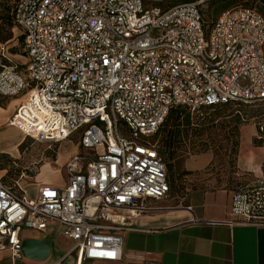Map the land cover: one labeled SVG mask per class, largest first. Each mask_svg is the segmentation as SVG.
I'll return each instance as SVG.
<instances>
[{
  "label": "built area",
  "instance_id": "built-area-1",
  "mask_svg": "<svg viewBox=\"0 0 264 264\" xmlns=\"http://www.w3.org/2000/svg\"><path fill=\"white\" fill-rule=\"evenodd\" d=\"M209 1L16 0L24 62L0 41V96L21 99L9 125L38 143L78 136L81 149L66 184L32 198L0 176V251L20 259L22 231L54 225L74 242L54 264L121 262L122 232L170 193L153 142L170 111L264 102V17L239 7L206 27ZM231 212L230 225L264 227V175Z\"/></svg>",
  "mask_w": 264,
  "mask_h": 264
},
{
  "label": "crops",
  "instance_id": "crops-1",
  "mask_svg": "<svg viewBox=\"0 0 264 264\" xmlns=\"http://www.w3.org/2000/svg\"><path fill=\"white\" fill-rule=\"evenodd\" d=\"M4 99L5 104L1 102ZM20 105L19 98L0 96V130L9 125ZM257 136L254 132L242 134V150H245L238 160L241 174L264 175L261 165H256L261 152L247 153ZM50 169L44 170L42 176L44 182L53 185L48 175ZM65 184L66 180L61 186ZM42 186H36L35 195L21 187L32 198ZM235 190L196 189L149 201L152 210L131 220L133 230L122 232L123 260L111 264H264V227L229 224L234 219L231 207ZM55 228L58 227L51 225L45 232L24 229L22 243L34 242L29 255L22 252V258L16 259L9 251H0V264H54L74 247V242L61 233L62 248L55 249L51 239ZM40 244L47 246L48 252ZM69 262L74 264L75 260Z\"/></svg>",
  "mask_w": 264,
  "mask_h": 264
},
{
  "label": "rangeland",
  "instance_id": "rangeland-1",
  "mask_svg": "<svg viewBox=\"0 0 264 264\" xmlns=\"http://www.w3.org/2000/svg\"><path fill=\"white\" fill-rule=\"evenodd\" d=\"M236 5L257 10L264 17V0H234ZM12 0H0V16L6 15V6ZM233 7V8H234ZM213 9L209 3L204 6L205 20L210 22ZM1 24V22H0ZM4 37L10 36L6 41L10 49L17 52L16 60L24 62L22 53L21 33L17 28L8 29L2 33ZM3 104L6 99L1 100ZM192 130L204 128L201 136L190 133V140L183 146L186 151L177 164L179 174L177 186L171 194L182 191L218 190L233 188L248 183L258 176L256 172L241 174L238 160L242 150V134L254 132L259 135V127L264 130V104L249 107L228 105L218 109H200L191 112ZM238 118H240L238 122ZM210 120H213L211 122ZM238 122V123H237ZM237 129L235 130V126ZM78 136L65 144L38 143L28 138L16 127L6 125L0 130V176L7 184L18 181L20 185L35 195L36 186L50 185L44 182L43 171L50 168L49 180L51 186L61 187L64 178V167L70 155L81 149ZM162 136L154 137L153 142L161 146ZM238 141V151L233 154L235 142ZM249 151L261 152L257 157L256 165L264 172V138L254 139L249 145ZM102 153V149H100ZM52 233V244L55 249H61L59 238L61 231L55 228Z\"/></svg>",
  "mask_w": 264,
  "mask_h": 264
},
{
  "label": "trees",
  "instance_id": "trees-1",
  "mask_svg": "<svg viewBox=\"0 0 264 264\" xmlns=\"http://www.w3.org/2000/svg\"><path fill=\"white\" fill-rule=\"evenodd\" d=\"M15 2H16V0H12L11 4L8 3L6 6H4V8L6 7V13L7 14L4 16H0V22H1V24H0V41L5 43V44H6L7 40L11 39V35L7 36V37H4L2 35V33L5 31L6 27L8 29L16 28L15 23L13 21V11H14L15 4H16ZM208 3L210 4V6L213 9V12H212L213 20L210 22H207L205 20V14H204V8H203L202 15H203L204 24L206 27H211L215 23L217 18L223 12L230 10V9H234V8L244 7V6L234 7L236 5V2L234 0H210ZM247 8H249V7H247ZM21 40H22V48H23L22 53L24 56V47H23L24 38H23L22 34H21ZM9 52L12 55L17 54V52H15V50H13V49H10V47H9ZM261 104H264V102L260 103L258 105H261ZM228 105L249 107V106H245V105H241V104H235V103L228 104ZM228 105H222V106H219L216 108L206 107L203 109H205V110L218 109V108H222V107L228 106ZM239 120H240V118H238V122H239ZM210 121L213 122V120H210ZM192 125H193V122H192L191 111L185 107L177 106V107H174L170 111L166 121L160 127L158 133L155 136V137L162 136L161 146L160 147L157 146V148H158L159 156L162 159L164 165L166 166L167 181H168V184L170 186V193L169 194H171L172 190L175 189V187L177 186V182H178V178H179V174L176 171L177 164L182 159V157L184 156V153H186V151L183 150V146L186 144V142L188 140H190L191 131L192 132L195 131L194 132L195 135L201 136V134L204 130V128L192 130ZM234 129L235 130L237 129V125L235 126ZM259 129H260L259 135L256 137L257 140H261L264 138V130L263 131L261 130L262 127H259ZM238 145H239V142L236 141L233 154L237 153V151H238L237 146ZM244 185H242V186H244ZM182 192H184V191H182ZM182 192H180V193H182ZM176 193H178V192H176Z\"/></svg>",
  "mask_w": 264,
  "mask_h": 264
},
{
  "label": "water",
  "instance_id": "water-1",
  "mask_svg": "<svg viewBox=\"0 0 264 264\" xmlns=\"http://www.w3.org/2000/svg\"><path fill=\"white\" fill-rule=\"evenodd\" d=\"M34 244V242L31 241H26L22 243V252L25 255H29L30 253V249L32 247V245ZM43 247V251L46 253L48 252L49 248L47 246H45L44 244H40Z\"/></svg>",
  "mask_w": 264,
  "mask_h": 264
}]
</instances>
